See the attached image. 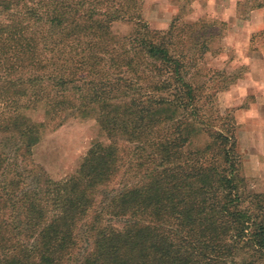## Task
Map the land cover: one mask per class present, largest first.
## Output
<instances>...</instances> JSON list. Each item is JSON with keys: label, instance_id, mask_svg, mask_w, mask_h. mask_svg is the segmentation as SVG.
Listing matches in <instances>:
<instances>
[{"label": "trees", "instance_id": "obj_1", "mask_svg": "<svg viewBox=\"0 0 264 264\" xmlns=\"http://www.w3.org/2000/svg\"><path fill=\"white\" fill-rule=\"evenodd\" d=\"M132 1L0 0V264H264V194L234 119L193 81L206 22L159 32ZM91 116L109 143L51 179L33 148Z\"/></svg>", "mask_w": 264, "mask_h": 264}, {"label": "rangeland", "instance_id": "obj_2", "mask_svg": "<svg viewBox=\"0 0 264 264\" xmlns=\"http://www.w3.org/2000/svg\"><path fill=\"white\" fill-rule=\"evenodd\" d=\"M126 6L159 32L168 31L177 17L181 18L179 32L185 37L192 32L188 24L206 22L205 29L203 25L197 27V36L210 32L212 39L193 72V81L205 86L200 95L215 96V111L234 119L242 157L241 173L249 190L264 194V140L255 130L261 126L264 131V123H250L246 117L257 98L248 95L233 105L229 95L233 85L252 71L247 58L255 62L259 57L264 59V6L251 11L250 0H133ZM133 28L134 23L127 21L113 25L119 36L127 35ZM30 115L36 122L44 121L41 109ZM248 129H253L249 137ZM96 143H109L96 117L74 118L61 126L52 124L46 128L41 142L33 148V158L51 179L61 181L75 173Z\"/></svg>", "mask_w": 264, "mask_h": 264}, {"label": "crops", "instance_id": "obj_3", "mask_svg": "<svg viewBox=\"0 0 264 264\" xmlns=\"http://www.w3.org/2000/svg\"><path fill=\"white\" fill-rule=\"evenodd\" d=\"M247 60H250L248 64L250 63L251 65V73L247 78L240 79L235 85H233L229 95L232 96L231 101L233 105L236 104L238 99H243L248 95H255L257 98V103L252 107L251 110L246 112L247 121L250 123H264V59L259 57L255 62L254 59L249 57ZM254 118H258V121H254ZM255 130L259 132V135L264 140V131H262V127L258 126L257 129L255 128ZM251 131H253V129L247 130L246 134L248 137L252 135ZM253 133L255 135V132Z\"/></svg>", "mask_w": 264, "mask_h": 264}]
</instances>
